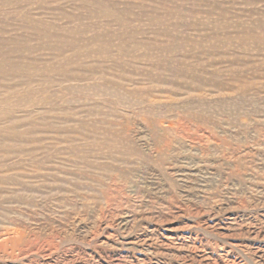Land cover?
Here are the masks:
<instances>
[{
  "label": "rangeland",
  "instance_id": "374dc122",
  "mask_svg": "<svg viewBox=\"0 0 264 264\" xmlns=\"http://www.w3.org/2000/svg\"><path fill=\"white\" fill-rule=\"evenodd\" d=\"M0 264H264V0H0Z\"/></svg>",
  "mask_w": 264,
  "mask_h": 264
},
{
  "label": "bare ground",
  "instance_id": "6f19581e",
  "mask_svg": "<svg viewBox=\"0 0 264 264\" xmlns=\"http://www.w3.org/2000/svg\"><path fill=\"white\" fill-rule=\"evenodd\" d=\"M69 47V46H68Z\"/></svg>",
  "mask_w": 264,
  "mask_h": 264
}]
</instances>
